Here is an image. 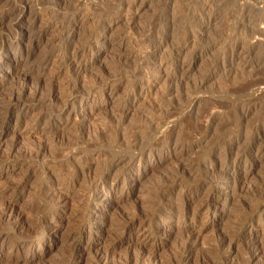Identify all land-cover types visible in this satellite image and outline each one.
<instances>
[{"label": "rangeland", "instance_id": "1", "mask_svg": "<svg viewBox=\"0 0 264 264\" xmlns=\"http://www.w3.org/2000/svg\"><path fill=\"white\" fill-rule=\"evenodd\" d=\"M263 3L0 0V264L264 258Z\"/></svg>", "mask_w": 264, "mask_h": 264}, {"label": "bare ground", "instance_id": "2", "mask_svg": "<svg viewBox=\"0 0 264 264\" xmlns=\"http://www.w3.org/2000/svg\"><path fill=\"white\" fill-rule=\"evenodd\" d=\"M23 10V9H22ZM19 13H21V12H19ZM68 17V16H67ZM68 19V18H67ZM35 21V20H34ZM31 22V21H30ZM101 23H103V21L101 22ZM33 24V23H32ZM20 28L19 29H21V30H23V31H31L32 30V25L31 26H29V25H21L20 24ZM33 31V30H32ZM28 35V34H27ZM15 37V36H14ZM28 40V39H27ZM19 41L21 42V41H23V37H20L19 38ZM29 41V40H28ZM31 42V41H30ZM77 51V50H76ZM88 51H91L90 50V48H88V49H86V48H83V49H81L80 51H79V53L77 52H75V54H70V52L69 53H67V50L65 51V52H63V53H58V54H56L55 53V55H48L49 57H47L45 60H44V63H43V66L40 68V71L41 72H45L46 70H48V69H53V68H56L57 69V72H59L61 69H67L69 72H71V73H73V75H75V76H78V75H80L81 73H83L85 70L84 69H82V64H80L79 63V60H78V57L81 55V56H83V55H86V53L88 52ZM182 51H181V49H178V48H174V49H172V50H170V57H171V55H176V56H179L180 55V53H181ZM91 53V52H90ZM7 56L9 55V52H6L5 53ZM169 55V54H168ZM169 58V57H168ZM79 59H83V58H79ZM155 61V60H154ZM169 63L170 62H166V63H164L166 66L167 65H169ZM174 64V63H173ZM159 65V64H158ZM169 67H171L173 70H175L176 72L178 71H181L182 70V68H183V66L182 65H178V64H175V65H171L170 64V66ZM84 68V67H83ZM162 69V68H161ZM164 69V68H163ZM55 70V69H54ZM56 71V70H55ZM163 71V70H162ZM159 72V71H158ZM42 74V73H41ZM158 77V76H157ZM38 80V84H40V79L41 78H37ZM25 80V79H24ZM201 83H202V81H201ZM38 84H36V85H38ZM35 85V86H36ZM24 86V85H23ZM38 87V86H37ZM23 88V87H22ZM73 88V87H72ZM77 88H78V86L75 84V87L73 88V91L69 94V95H67V96H62V97H60V98H64L65 100H66V102H65V107H63L62 109H60L59 111L60 112H62L63 114H66L67 115V117H68V119L70 120V119H72L73 118V120H76V119H78V115H76V113H74L73 111L71 112L70 110L68 111V107L69 106H71V107H74L77 103H79V102H81L82 101V99H80V97H79V95H78V93L76 92V90H77ZM37 89V88H36ZM39 89V88H38ZM22 90V89H21ZM24 90V89H23ZM20 91V90H19ZM20 92H22V91H20ZM144 92H146V91H144ZM19 93V92H18ZM37 93V92H36ZM21 94V93H20ZM33 94V93H32ZM23 95V94H22ZM21 95V96H22ZM25 95V94H24ZM141 95V91H139V94H138V96H140ZM20 96V95H19ZM19 98V97H18ZM28 98V97H27ZM29 99V98H28ZM53 99V98H52ZM15 103H14V105H15V107H17V109H19V108H21L20 107V105L21 106H23V101H22V99L21 98H19V100H17V101H14ZM13 105V106H14ZM25 105V104H24ZM16 109V108H15ZM68 111V112H67ZM65 116V115H64ZM18 120V119H17ZM59 121H61V119H59L58 121H57V119H56V124L57 125H59ZM65 125V124H64ZM55 124L53 123V124H51L50 125V127L49 128H47L43 133L44 134H49V133H53L54 132V130L56 131V128H55ZM42 134V133H41ZM9 153V152H8ZM133 158V157H132ZM142 159H143V156H141V157H136L135 159H130L128 162H125V163H123V162H120V163H122V166H123V168H128V167H132L136 162L137 163H140L141 161H142ZM228 178V179H227ZM226 181L224 182V184L227 186V188H235V186H236V180L235 179H233V177H231L230 176V174H227V176H226ZM105 181H107V177H105V179H104ZM138 180H139V178L138 177H134V176H132L131 178H130V183H133V184H136L137 182H138ZM125 182H126V179H125ZM238 185V184H237ZM230 194H228V192L225 194V196H224V199L227 201V200H231L233 197H231L232 195H230ZM105 196V195H104ZM99 197V196H98ZM101 197H102V195H101ZM213 197V196H212ZM221 201V198L220 197H213V198H210L209 199V201L207 200V204H206V207L207 208H209V207H212V206H218V203ZM206 208V209H207ZM219 210H220V206H218L217 207ZM177 211V210H176ZM182 212V211H181ZM3 213H4V211H3ZM7 213V212H6ZM13 214V213H12ZM167 214V213H166ZM5 215V214H4ZM10 215V214H9ZM168 215V214H167ZM170 215V217L171 216H174L173 215V213L172 214H169ZM182 215V214H181ZM10 217V216H9ZM169 218V217H168ZM9 220V219H8ZM139 223V222H138ZM139 225V224H138ZM144 226V224L142 223V224H140L139 226ZM145 238V240L147 241L148 239H149V235L148 236H145L144 237ZM84 252V251H83ZM259 252V251H258ZM257 251L254 253V255H253V257H252V264H264V258H261L260 257V253H258ZM74 255V254H73ZM82 256V254H81V252H78L77 253V255L75 256L76 257V259H80V257ZM74 257V258H75ZM103 264H107V262H104ZM130 264V263H129Z\"/></svg>", "mask_w": 264, "mask_h": 264}, {"label": "built area", "instance_id": "3", "mask_svg": "<svg viewBox=\"0 0 264 264\" xmlns=\"http://www.w3.org/2000/svg\"><path fill=\"white\" fill-rule=\"evenodd\" d=\"M261 8H263V10H264V3L261 5Z\"/></svg>", "mask_w": 264, "mask_h": 264}]
</instances>
